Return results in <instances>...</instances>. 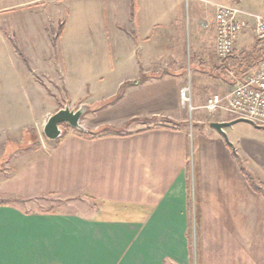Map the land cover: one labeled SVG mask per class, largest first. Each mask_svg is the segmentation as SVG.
Here are the masks:
<instances>
[{
  "label": "crops",
  "instance_id": "crops-1",
  "mask_svg": "<svg viewBox=\"0 0 264 264\" xmlns=\"http://www.w3.org/2000/svg\"><path fill=\"white\" fill-rule=\"evenodd\" d=\"M5 1L0 0V41H9L18 54L7 83L13 86L28 70L35 89L25 86L24 94L32 111L34 102L50 99L42 87L47 82L35 80L36 72L63 75L64 63L53 72L45 54L51 50L47 42H61L64 34L53 39L46 25L37 40L25 24L36 16L14 13L44 0ZM85 1L100 3L106 21L113 22L120 54L119 120L89 124L83 116L101 101L69 100L71 107L91 106L81 121L96 133L67 131L48 150L31 145L25 134L11 143L22 161L0 180V196L25 197L27 203L42 194L47 200L67 198L69 207L45 212L15 202L0 205V264H264V139L230 135L228 143L210 121L198 130L196 143L180 100L193 42L197 70L215 71L219 86L202 101L192 94L197 114L205 112L209 97L232 89L215 50L217 6L264 14V0ZM6 33L15 41L25 38L26 50ZM89 49L90 42L77 39L72 52ZM61 50L64 57L63 44ZM232 55L241 72L250 59L258 67L264 43L245 30ZM2 82L0 77V97L12 92ZM62 105L46 108L43 117ZM1 112L6 119L9 112L0 104ZM228 114L220 110L215 121H229ZM18 124H11L14 130ZM118 125L128 129L117 131Z\"/></svg>",
  "mask_w": 264,
  "mask_h": 264
},
{
  "label": "rangeland",
  "instance_id": "rangeland-1",
  "mask_svg": "<svg viewBox=\"0 0 264 264\" xmlns=\"http://www.w3.org/2000/svg\"><path fill=\"white\" fill-rule=\"evenodd\" d=\"M14 1L17 0H6L1 4ZM251 10L257 11L254 7ZM14 13L36 16L32 23L28 22L25 24L31 27V34L37 40L44 32L46 25L48 26L49 24L47 23L46 17L51 18L55 22L56 36L59 35V31H62L64 38L61 42L59 40H55L51 44L47 42V45H51V50L46 52L45 57L49 59L47 62L50 63L53 72H56V68L54 67L58 68L59 65L64 63V72L60 78L56 74H44L41 70L36 72L35 80L38 79L42 83L44 81L47 82L42 87L48 90L50 94L48 97L50 99L44 100V102H34L35 105L31 111V108L28 106L30 102L28 103L25 99L24 87L35 89L33 85L34 80L33 78H28L27 70L21 79L19 78L13 81L15 83L12 84L13 86L7 83L8 79L14 75L13 63L18 54L14 52L13 46L9 41H0V77L3 80L1 84H9L11 87L10 91H12L2 93L1 95L5 94V96L0 97V104L9 112L6 119L3 112L0 114V180L9 175L10 171L16 165L18 167L19 162L22 161V157L18 158L22 152L14 147L11 148V143L20 141L24 134L31 145L39 144L40 147L44 145V150H48L51 147L53 142L45 137L43 125L53 113L43 117L46 108H52L55 104H64L69 100L77 102L83 99L91 104L96 101H101L97 104V106L100 105L99 109L90 111L83 116L84 120L89 122V124L97 121L104 122L106 120L115 125L120 115L118 103L120 93L119 48L113 45V41H115L112 35L113 22L111 20L106 21L104 10L100 3L96 1L87 3L85 0H44L31 7L18 8ZM1 24L6 30L10 28V23L8 22L1 21ZM106 34L111 42L110 47L107 44L108 39L106 38ZM24 39L16 38V41L22 46V49L26 50V44L23 43ZM77 39H80L81 42H90V49L82 53L72 52V47H74V42ZM34 43L36 44V42ZM62 44L66 50L64 57H62ZM195 48L196 46L193 42L191 50L189 49V52H187V58L189 59L184 73L187 74V84L191 87V98L193 93L198 94L195 98L197 99L198 97L202 101L209 92L218 89L219 86L213 81L212 76L215 71L208 70V67H203L200 69L201 71L197 70L198 64L195 61ZM28 55L32 56L31 53ZM254 65L255 63L250 59L244 72L254 71L257 67ZM223 76V79L230 81L231 85H233L232 81L226 75ZM49 81L53 82V84H49ZM112 96H116V98L110 99ZM195 98L193 97L191 102V105L195 107L193 111H190L189 104L186 105L185 124L189 128L191 127L190 132L195 142L198 143L201 137L198 130H203L205 126H208V122L215 121L218 116H209L206 109H204L205 112L197 114L199 111L195 110L197 108ZM199 116L201 121L204 122H199ZM227 117L230 118L229 121L238 119L231 114H228ZM23 120L25 121L22 122ZM15 123H20L17 125L16 130H14L15 126L11 125ZM114 128L117 131L124 132L128 129V126L118 125ZM225 128L227 130L225 133L228 143H230V135L236 137L254 136L258 139H264V126L257 125L246 119L237 120ZM64 129L65 133L63 135L67 131L78 132L77 129L71 127H64ZM104 129L106 131V128ZM7 145L10 146V149ZM41 196L42 194H39V197H33L32 201L27 203L21 200L25 198L23 197L15 201V204L36 211L47 208L55 211H63L69 207L67 206L69 204L67 201L69 199L67 198L50 197L53 200L51 201L50 199L47 200L45 196V198ZM9 199L0 196V201H8Z\"/></svg>",
  "mask_w": 264,
  "mask_h": 264
},
{
  "label": "built area",
  "instance_id": "built-area-1",
  "mask_svg": "<svg viewBox=\"0 0 264 264\" xmlns=\"http://www.w3.org/2000/svg\"><path fill=\"white\" fill-rule=\"evenodd\" d=\"M216 44L218 59L222 62L235 49L238 35L245 30H253L256 39L264 43V14L249 12L232 5H218L215 14ZM226 76L232 81V89L225 95L214 94L209 97L203 108L209 116L220 110L229 112L235 118L246 119L264 126V58L252 72H241L237 66L224 68ZM183 105H191V87L185 84L180 89Z\"/></svg>",
  "mask_w": 264,
  "mask_h": 264
},
{
  "label": "water",
  "instance_id": "water-1",
  "mask_svg": "<svg viewBox=\"0 0 264 264\" xmlns=\"http://www.w3.org/2000/svg\"><path fill=\"white\" fill-rule=\"evenodd\" d=\"M90 108L91 106L85 104L81 105L79 108L71 107L69 101L65 102L62 107L52 115H50L47 121L44 123L43 133L45 137L48 140L55 141L65 132L63 125L89 134L96 133L98 129H90L86 127L81 121L83 114ZM237 120L240 119H235L227 122L212 121L210 123V127L217 130L221 135H223L225 140H228L224 128L226 126L232 125Z\"/></svg>",
  "mask_w": 264,
  "mask_h": 264
},
{
  "label": "trees",
  "instance_id": "trees-1",
  "mask_svg": "<svg viewBox=\"0 0 264 264\" xmlns=\"http://www.w3.org/2000/svg\"><path fill=\"white\" fill-rule=\"evenodd\" d=\"M55 23H53L52 21H50L49 22V25H48V30H49V32H50V35H51V37L54 39L55 38V36H56V34H55ZM58 34L59 35H61L62 34V31L60 32H58ZM6 36L11 40V42L13 43V45L16 47H18V45H17V43H16V41L14 40V38H12L11 37V35L9 34V33H6ZM233 54V53H232ZM230 55L227 59H225L224 61H223V63H224V68L225 67H227V66H235L236 64H237V60H235V58H234V56L233 55ZM224 73H225V71H224ZM226 75V74H225ZM10 200V201H9ZM8 201H5V200H2V201H0V205H6V204H8V203H12V202H15V201H18L19 199H9ZM43 211H45V212H50V211H54V210H52L51 208H47V209H45V210H43Z\"/></svg>",
  "mask_w": 264,
  "mask_h": 264
},
{
  "label": "flooded vegetation",
  "instance_id": "flooded-vegetation-1",
  "mask_svg": "<svg viewBox=\"0 0 264 264\" xmlns=\"http://www.w3.org/2000/svg\"><path fill=\"white\" fill-rule=\"evenodd\" d=\"M64 127H68V126H66V125H63Z\"/></svg>",
  "mask_w": 264,
  "mask_h": 264
}]
</instances>
